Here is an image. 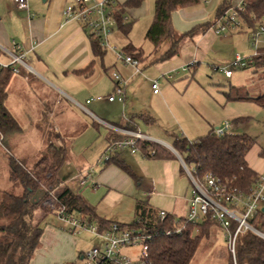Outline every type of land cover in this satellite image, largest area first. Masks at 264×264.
<instances>
[{"label":"crops","instance_id":"1","mask_svg":"<svg viewBox=\"0 0 264 264\" xmlns=\"http://www.w3.org/2000/svg\"><path fill=\"white\" fill-rule=\"evenodd\" d=\"M126 1L116 0L118 12ZM155 1L144 0L137 9H124L123 24L132 22V31L129 36L122 38V43L115 33L111 37V44H119L123 50L129 44L141 49L139 39H145L153 22ZM245 1L199 0L198 5L178 9L173 14L172 29L178 35L184 34L196 26L212 23L222 4L233 8ZM72 2L73 0H28L29 10L26 11L20 10L14 0H0V46L10 48L13 41L18 43L26 54L27 65L26 68H20L19 75L10 77L7 86L6 107L23 131L21 135L11 139L10 152H15L12 156L32 167L48 150L49 145L66 146L67 155L59 174L72 172L74 177L96 162L114 136L120 134L104 123L139 131L153 143L166 148L175 158L155 160L129 152L119 154L115 160L128 170L116 163L108 164L103 170L97 169L95 181L98 188L90 191L97 195L86 190L82 196L96 208L101 218L119 224L130 225L134 222L139 203L144 204L150 211H165L175 218L187 217L193 185L184 170L182 159L170 149L173 142L171 136H175L170 131L178 130L181 135L179 138L189 141L196 136L197 139L204 136L197 135L202 133H195L185 127L182 120L175 118L170 102L171 92L175 87L165 86L164 95L161 96V93H153L152 83L160 78L172 81L174 74H187L191 70H197L202 63L217 64V60L227 50L231 52L232 44L238 45L234 37L239 36L243 30H228L217 36L212 27L184 42L177 57L161 63H156V59L163 53V49L160 53H155L153 45L145 39L149 43V50H152L153 58L151 68L146 73L150 79L145 82L142 80L139 85L137 78L142 72L136 75L131 66L115 60L109 50H102V57L96 56L84 27L77 22H66L63 11ZM248 44L250 46L249 41ZM168 46V43L164 45L166 48ZM143 60L148 62L145 54ZM233 60L230 57L227 66ZM0 61L7 63L9 59L0 53ZM192 63H195L192 69L183 71ZM112 72H118L127 82L125 105L107 101L87 103L90 98L105 97L114 92ZM147 99L153 105L150 109L145 105ZM168 110L174 116V122L163 119V114L166 115ZM124 116L133 122V126L124 123ZM143 118L152 119L154 123L148 124ZM78 120L82 123V132L71 136L68 133L79 123ZM225 121L228 120L224 119L222 123ZM233 125L235 131L237 126L235 123ZM38 131L48 133L41 136ZM52 131L54 133H50ZM248 164L256 173L264 172V164H253L249 160ZM62 181L67 186L74 182L64 179ZM78 189L76 192L79 194V186ZM47 230L55 246L70 250L60 257L68 259L60 261L59 264H83L86 252L83 251L79 238L67 236L56 229ZM92 238L97 243V238ZM71 255L73 257L70 259ZM34 258L31 264H34Z\"/></svg>","mask_w":264,"mask_h":264},{"label":"trees","instance_id":"2","mask_svg":"<svg viewBox=\"0 0 264 264\" xmlns=\"http://www.w3.org/2000/svg\"><path fill=\"white\" fill-rule=\"evenodd\" d=\"M144 0H127L121 10L117 12L118 30L129 36L133 23L123 24L122 11L124 9H137ZM199 4V0H156L155 16L148 29L145 39L154 47L155 53H160L165 44H169L167 50L157 59L156 63L166 62L180 54L181 48L187 40L206 32L212 28L226 11L231 9L228 4H222L216 13L215 20L202 24L192 30L178 35L172 29V16L178 9H186ZM246 12L242 15L246 28L252 33L257 20L264 18V0H246ZM93 53L102 57L104 51L100 44L88 34ZM125 54L133 59L143 62L144 53L132 45L124 48ZM255 70H264V49L259 51L254 58V63L249 67ZM12 74L8 71L0 73V143L10 152L11 139L22 134V128L6 107L8 99L7 86ZM230 92L227 97L230 101H254L264 108V94L252 98L248 93L244 95ZM148 124H153L151 119L143 118ZM135 128V127H134ZM133 129V128H132ZM123 135H115L112 142L125 139ZM172 148L180 156L183 163L191 171L193 178L202 183L207 175H212L221 183H230L245 195L251 194L254 183L253 178L257 173L248 164V154L256 144V140L248 135H226L217 137L214 129L204 137L189 141L177 136H171ZM138 148L146 159H174V155L163 146L155 143H138ZM153 153V154H152ZM67 155L66 146L49 145L48 150L42 154L39 160L32 166L8 156L10 180L13 188L21 190L20 194L13 191L0 190V264H31L37 252L44 230L35 221V212L43 207L44 200L48 197L46 189L58 190L56 194L58 202L69 213H80L88 217L96 224L100 233L111 230L113 225H118L121 230H142L152 237L148 245V259L153 264H191L204 238L212 235L211 228L218 224L205 221L194 225L182 221V232L177 234V218L172 215L162 222L157 217V212L150 211L144 204L139 203L136 208V220L130 224H119L101 218L94 206L83 196L75 193L65 185L59 177V171L63 166ZM264 160V148L258 154ZM116 163L124 170H128L115 157L109 163ZM47 185V186H46ZM43 194L39 202L34 200L37 195ZM44 208V207H43ZM182 220V219H181ZM179 220V221H181ZM251 225L264 235V213H259ZM237 225L232 226V233ZM171 232L168 235L167 232ZM237 264H264V240L254 233L247 232L238 236L236 246ZM228 264H234L230 258Z\"/></svg>","mask_w":264,"mask_h":264},{"label":"built area","instance_id":"3","mask_svg":"<svg viewBox=\"0 0 264 264\" xmlns=\"http://www.w3.org/2000/svg\"><path fill=\"white\" fill-rule=\"evenodd\" d=\"M20 10H29L28 0H14ZM118 4L116 0H73L63 11L66 22L80 23L85 31L91 35L100 44V48L105 51H112L116 54L117 60L135 70V74H141L139 69L140 62L133 59L125 52H119L116 46L111 44V37L118 30L117 23ZM246 12L245 3L233 7L226 11L224 15L217 20L213 26V31L217 36L225 34L228 30L241 31L246 28V23L242 15ZM252 21L256 23L255 30L250 36V47L252 55L243 58L237 55L235 59L222 69H218L226 78L231 79L234 71L237 69H247L254 63V58L259 51L264 49V18L257 20L252 16ZM0 53L6 55L9 62L0 61V73L8 71L12 75H19L21 67H27L25 63L26 54L22 47L12 42L10 48L0 46ZM195 66V63L185 67L183 71H189ZM111 78L114 83V92L109 96H97L90 98L87 103L93 101L109 103H126L127 82L118 72H112ZM171 77H168L170 79ZM154 94H159V82L152 83ZM124 123L127 126H133V122L124 116ZM109 129L120 133L126 138L120 141L111 142L106 152L98 163L84 172H81L75 182L80 189L90 187L97 190L98 185L95 181L96 170H103L114 157L124 152L143 156L138 148V143H153V141L139 131L129 128H118L110 124H105ZM217 137L234 135V125L225 121L221 126L214 129ZM153 154V153H152ZM184 170L190 177L193 185L189 212L185 218H177L176 233L180 234L184 226L182 221L194 225H199L209 220L215 222L223 230L226 242V249L231 254L234 264L236 263V246L238 236L247 232L256 233L258 231L251 225V221L264 209V172L253 178L254 183L251 194L245 195L238 188L230 183H221L212 175H207L202 183H198L192 176L191 171L183 163ZM47 198L43 202V207L56 213L58 219L64 224L63 231L69 235L80 236L90 234L97 239L99 243L91 250L85 253L83 264H153L148 259L147 242L152 237L142 230H121L118 225H113L111 230L100 233L96 224L91 222L88 217L80 213H69L62 206L56 197L57 190L46 189ZM168 213L159 211L157 217L164 221ZM182 219V220H181ZM136 220V219H135ZM134 220V221H135ZM141 219L137 218V222ZM181 220V221H179ZM236 224V230L232 233V226ZM168 235L171 232H167ZM139 251L131 256L124 254V250Z\"/></svg>","mask_w":264,"mask_h":264},{"label":"rangeland","instance_id":"4","mask_svg":"<svg viewBox=\"0 0 264 264\" xmlns=\"http://www.w3.org/2000/svg\"><path fill=\"white\" fill-rule=\"evenodd\" d=\"M242 30L243 32L240 33V37H234V41L238 43V45L232 44V46L230 47L231 52L227 50L226 53L222 55L223 57L217 60L219 61L217 62V64L214 63V65L211 62L202 63L197 68V70H191V72L187 74H184L182 72H180L179 74H174L172 81H167L166 79L161 78L158 79L157 81L159 82V94L161 93V96L164 95L163 88L167 85L175 87V90L171 92L170 96V102L172 104L171 111L174 113L176 119L182 120L185 127L194 130L195 133H202L197 135H208L210 129L212 130L219 127L224 119H227L231 123H235L237 129L235 130L234 135L245 134L256 140L255 146L248 154V160L253 164H264V162H262V159H260L258 156V152L264 148V108L260 107L254 101L234 102L228 100L227 97L230 92H234L233 94L235 96L236 94L244 95L248 93L252 98H256L259 95L264 94V70H255L254 68L237 69L234 71V77L232 79L226 78V76L218 70L227 67V60L230 57H232V59H235L237 55H240L243 58L252 55L253 51L248 44V41H251L250 30L248 28H243ZM115 33H117L122 43V38L124 39V35L118 30H116ZM139 43V47H141V50L148 59V62H140L139 65V69L143 73L137 78L139 79L140 85L143 81L145 82L150 79L149 75L146 73L147 69L151 68V60L153 58V54L151 52L152 50H149V43L147 41L145 42L144 38L141 37V40L139 39ZM116 47L119 52L124 51L119 44ZM166 50L167 48L164 47L162 51L165 52ZM108 52L113 54V58L117 60L115 53H113L112 51ZM226 92L229 93L224 94ZM145 101H147L145 105L148 109L153 107L149 99ZM170 113L171 112L168 110L166 115L163 114V119H165L166 121L174 122V116H172ZM84 118L86 117L84 116ZM78 122L79 123L73 127V130L68 133L71 136H76L82 132V123L80 120H78ZM38 133L42 136L47 135L48 132L46 133L45 131H38ZM50 133L54 132L52 131ZM179 133L180 132L178 130L170 131V134L181 137ZM196 137L192 138L190 141L196 140ZM107 148L108 146L104 150L102 156L106 152ZM14 153L15 152H12L13 155H15ZM12 154H8L0 143L1 191L15 190L13 188V183L9 178L10 172L8 165V156H12ZM102 156H100L96 160V162L91 164L84 171L93 168L102 158ZM78 175L79 174H75V176L72 177V172H62L59 174V176H61L65 181H74L72 183H69V187L75 193H77L76 191L79 190L77 183L75 182ZM96 175H98V173ZM96 175L94 177H96ZM86 190H89V193H92L90 192L92 189L88 187L86 189H80L79 195L82 196L83 192H86ZM20 192L21 190L19 189L15 190V193L17 195L20 194ZM57 193L58 190L56 194ZM92 194L97 195V193ZM34 217L35 221L40 224L41 228L45 232L40 246L35 253V258L33 261L34 264H59L60 261L68 259L60 257H62L63 253L68 251L69 248H67L68 250H64L62 249L63 246H55L56 244H53V242L49 238V232L47 229H49L50 231L56 229V231L62 234H66L67 236L71 237L73 236L63 231L62 228L64 224L58 219L56 213L42 207L35 212ZM211 232L212 235L209 239H202L201 245L191 264H228L230 258L233 260L231 254L226 249L223 230L220 227L214 225L211 228ZM73 237L79 238L84 252H88L99 243V239H97L96 243V240H93L92 236L88 233ZM138 251V249H130L124 250L123 253L133 256L137 254ZM72 257L73 256L71 255L70 259ZM64 264H72V262H66Z\"/></svg>","mask_w":264,"mask_h":264},{"label":"water","instance_id":"5","mask_svg":"<svg viewBox=\"0 0 264 264\" xmlns=\"http://www.w3.org/2000/svg\"><path fill=\"white\" fill-rule=\"evenodd\" d=\"M170 149H171V150L177 155V153H176L172 148H170ZM178 156H179V155H178ZM179 157H180V156H179ZM180 159H181V158H180ZM181 161H182V160H181ZM42 195H43V194H41V195H37L36 197H34V200H35L36 202H39V200L43 197ZM262 212L264 213V209H263ZM255 234L264 240V235H263L262 233H260L259 231H256Z\"/></svg>","mask_w":264,"mask_h":264}]
</instances>
